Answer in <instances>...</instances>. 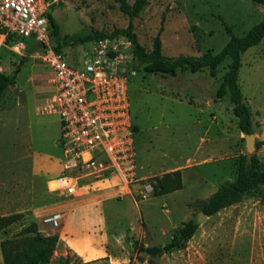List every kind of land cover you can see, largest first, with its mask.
<instances>
[{"label":"rangeland","instance_id":"rangeland-1","mask_svg":"<svg viewBox=\"0 0 264 264\" xmlns=\"http://www.w3.org/2000/svg\"><path fill=\"white\" fill-rule=\"evenodd\" d=\"M51 15L61 37L110 33L131 24L146 51L159 34L163 55H201L219 52L231 34H245L264 18V5L251 0H147L138 16L130 17L115 0H54ZM11 43L0 44V71L14 75L0 100V216L32 202L33 181L40 184L32 174V158L60 154L59 120L43 111L53 89L52 72L36 47L14 51ZM117 45L127 59L120 74L130 104L136 180L127 189L118 176H108L106 184L113 186L109 196L124 207V214L107 223L109 237L102 242L106 257L85 262L83 251L78 249L79 256L58 240L45 264H65L66 258V264H264L262 185L255 184L239 201L211 215L201 210L222 183L236 177L239 162L247 157L232 104L227 95H216L229 59L218 65L214 77L207 68L170 76L144 71L129 48L123 49L122 40ZM64 48L73 63L84 43L68 41ZM240 60L237 82L251 114L253 153L264 163V145L258 143L264 142V36ZM176 169L181 188L153 195L150 182ZM189 220L197 224L194 233L170 252L151 255L137 249L163 246ZM28 223L22 213L20 220L0 229V242ZM56 229L46 224L38 230L46 235Z\"/></svg>","mask_w":264,"mask_h":264},{"label":"built area","instance_id":"built-area-1","mask_svg":"<svg viewBox=\"0 0 264 264\" xmlns=\"http://www.w3.org/2000/svg\"><path fill=\"white\" fill-rule=\"evenodd\" d=\"M53 2L0 0V44L10 36L14 51L36 47L38 57L50 68L53 89L43 111L59 120L63 168L76 176L116 175L128 187L136 180L135 145L128 94L120 74L127 59L117 43L122 40L126 49L130 41L122 34L90 40L70 63V51L56 50L50 35L48 13ZM59 218L52 213L42 222L57 227Z\"/></svg>","mask_w":264,"mask_h":264},{"label":"trees","instance_id":"trees-1","mask_svg":"<svg viewBox=\"0 0 264 264\" xmlns=\"http://www.w3.org/2000/svg\"><path fill=\"white\" fill-rule=\"evenodd\" d=\"M119 4V9L130 17H136L141 9L147 4V0H134L129 3L127 0H115ZM255 3L264 5V0H251ZM50 35L52 37L54 48L62 50L68 41L73 43H86L94 39L113 38L117 35H124L130 41L131 54L143 64V69L149 73H165L175 76L178 70L187 69L190 72H198L204 68L208 69L209 75L214 77L217 73V67L225 59H229L227 70L223 75L216 95L221 98L228 96L232 104V112L237 119V127L244 134L252 133L251 114L248 105L244 102L240 87L237 82L238 70L241 66L240 55L243 51L256 45L264 36V18L252 25L243 35H230L229 40L215 54L206 52L201 55H177L165 56L162 54L161 40L159 34L153 39L150 51L144 50L137 40V36L129 24L125 28H116L110 33L93 32L84 33L78 36L61 37L57 30V25L51 12L48 13ZM227 30L228 27H226ZM1 32V29H0ZM6 42H11L12 37L6 36ZM14 75H7L0 71V100L5 90L13 83ZM259 144L264 142H258ZM257 143V147H258ZM255 184L264 187V163L255 154H251L250 162L244 157L238 165L236 177L222 183L210 198L203 203L201 210L205 215H211L221 208L229 206L241 199ZM150 186L153 195H162L181 188L180 170L176 169L156 176ZM22 213H13L0 216V229L5 228L11 223L20 220ZM197 224L189 220L179 229L178 234L163 246H138L139 251H145L151 255H157L162 252H170L178 247L184 241L189 239L194 233ZM59 238L57 234L43 235L38 230L34 221L23 226L15 235L5 238L0 242V251L4 264H45L52 251L54 250ZM65 259V264L68 263ZM74 264V263H72ZM120 264H132L130 261Z\"/></svg>","mask_w":264,"mask_h":264},{"label":"crops","instance_id":"crops-1","mask_svg":"<svg viewBox=\"0 0 264 264\" xmlns=\"http://www.w3.org/2000/svg\"><path fill=\"white\" fill-rule=\"evenodd\" d=\"M57 142L60 154L32 158V174L40 180V184L37 186L33 181L32 202L16 213H23L28 222H36L38 229L46 225L42 222L44 216L58 213L60 218L56 234L59 241L65 242L79 256L78 249L83 251L84 256L81 257L85 262L106 257L108 252L102 242L109 237L107 223L114 216L122 217L124 207L109 196L113 186L106 183L111 182V177L90 179L65 170L62 148ZM45 163L48 168L43 167ZM98 183L103 186H98ZM48 234L50 232H46Z\"/></svg>","mask_w":264,"mask_h":264},{"label":"water","instance_id":"water-1","mask_svg":"<svg viewBox=\"0 0 264 264\" xmlns=\"http://www.w3.org/2000/svg\"><path fill=\"white\" fill-rule=\"evenodd\" d=\"M245 149L247 151V162H250L251 154L255 149L254 134H244ZM202 216H205L202 214Z\"/></svg>","mask_w":264,"mask_h":264}]
</instances>
